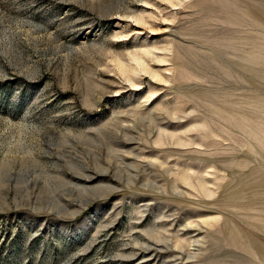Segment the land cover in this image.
<instances>
[{"label":"rangeland","instance_id":"1","mask_svg":"<svg viewBox=\"0 0 264 264\" xmlns=\"http://www.w3.org/2000/svg\"><path fill=\"white\" fill-rule=\"evenodd\" d=\"M0 264H264V0H0Z\"/></svg>","mask_w":264,"mask_h":264}]
</instances>
